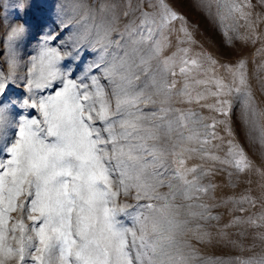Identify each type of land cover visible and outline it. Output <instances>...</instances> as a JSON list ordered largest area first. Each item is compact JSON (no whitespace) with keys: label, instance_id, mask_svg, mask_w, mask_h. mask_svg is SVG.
<instances>
[{"label":"snow or ice","instance_id":"1","mask_svg":"<svg viewBox=\"0 0 264 264\" xmlns=\"http://www.w3.org/2000/svg\"><path fill=\"white\" fill-rule=\"evenodd\" d=\"M196 4L211 13L212 0ZM225 4L245 20L252 7ZM52 7L0 0V264H209L182 239L195 231L196 244L211 243L198 222L218 219L191 203L211 185L201 183L209 173L189 162L264 175V128L252 136L259 109L248 60L193 58L181 47L193 43L183 23L184 39L174 44L170 34L184 17L169 0H73L72 15L55 29L47 24ZM219 8L217 0L222 22ZM221 34L229 56L237 42L259 39ZM29 45L31 53L18 54ZM241 134L258 166L238 143ZM224 139L228 158L210 151ZM129 196L135 205H118ZM178 197L189 203L177 204Z\"/></svg>","mask_w":264,"mask_h":264},{"label":"rangeland","instance_id":"2","mask_svg":"<svg viewBox=\"0 0 264 264\" xmlns=\"http://www.w3.org/2000/svg\"><path fill=\"white\" fill-rule=\"evenodd\" d=\"M6 3H12L14 0H5ZM49 4L53 5L50 13V18L47 20L48 27L55 29L56 24L60 19H64L71 13V5L73 0H48ZM103 2V0H93V3ZM122 3L126 0H121ZM174 10L178 15L184 17L182 21H176L175 26L170 34V37L175 44L177 38L184 39L183 33L178 29L181 24H185L187 31L191 33L193 43L190 45H181V47L190 48V55L193 58L201 57V54L210 55L218 60L235 59L238 55H243L249 62L246 71L249 76V83L252 86V91L256 96L258 105V114L253 119L252 136L259 134V130L264 128V104L260 103V98L264 96V8L260 7L261 0H235L238 4H246L251 2L252 7L245 8L244 11L249 13L247 19H241L239 14H230L225 4V0H219L220 12L225 17L221 22L216 16L217 0H212L211 13L207 10L197 6L196 0H169ZM10 11V9H9ZM78 18V17H77ZM9 19H12L9 17ZM251 24L253 27H249ZM6 27L0 28V37H3ZM226 31L229 36H255L259 37L255 43L248 41L246 46H242L237 42L233 52L235 55H227L223 47L224 36L221 34ZM34 43V41H33ZM261 49V51H257ZM32 46L22 48L19 55L26 56L32 52ZM4 58L0 57V65L3 64ZM217 70L219 69L217 65ZM247 90V89H243ZM234 103L239 104L240 101L231 97ZM211 103V100L208 101ZM175 107H189L195 108L203 116L212 115L207 109L201 110L199 106L194 105H180L175 104ZM187 134V132L185 133ZM11 133H9V136ZM224 136L223 132L219 133ZM215 147H211L210 151L221 158H228L229 144L227 139L215 140L212 142ZM250 158L256 161L258 166V158L253 156V149L249 143L245 141L241 134L238 139ZM192 163L200 164L205 172L209 174L201 179V183L205 186L211 185L207 195L202 196L199 201H192L191 203H203L207 211L205 217H218V219H211L199 221L203 225L202 231H209L212 234L211 243H204L203 245L196 244L195 231L187 232L182 239L190 241L197 250V253L209 264H240L241 261L251 260L253 264L261 257H264V175H261L256 168L247 173L238 174L236 170L228 165L216 163L213 165L211 161L201 160L197 158ZM232 173L229 176V173ZM191 178V177H189ZM161 192H167V188L160 189ZM248 196L249 200L244 201L242 197ZM225 201H228L225 203ZM254 201V204H253ZM136 200L129 197H120L118 205H135ZM140 203H144L141 201ZM152 203L159 205L161 202L152 201ZM177 204H186L182 198H177ZM243 209V211H241ZM200 211V209H195ZM126 211L133 213L132 207L126 208ZM188 209H181L182 213H186ZM19 216V213L14 214ZM249 218L255 223H249ZM128 221V218H125ZM236 219L238 222L233 223ZM130 223V221H128ZM27 223H31L28 221ZM230 227H225L230 224ZM197 222L194 221L189 227L193 230L196 228ZM259 225V226H258Z\"/></svg>","mask_w":264,"mask_h":264}]
</instances>
